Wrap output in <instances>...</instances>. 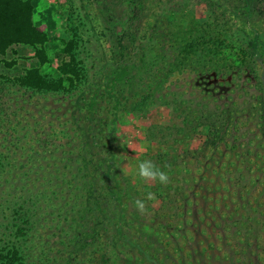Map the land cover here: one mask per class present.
<instances>
[{"label":"trees","instance_id":"trees-1","mask_svg":"<svg viewBox=\"0 0 264 264\" xmlns=\"http://www.w3.org/2000/svg\"><path fill=\"white\" fill-rule=\"evenodd\" d=\"M198 2L105 3L111 14L125 18L124 27L118 25L121 40L134 27L131 37L157 43L163 59L162 72L132 107L158 116L167 113L145 127L151 149L143 158L122 157L120 144L111 137L116 154L110 155L116 161L110 159L108 169L101 156L97 169L89 168L92 160L85 161L80 153L83 143L69 133L67 142L57 143L55 151L67 154L68 167L53 178V210L58 213L53 219L72 264H190L192 259L207 264L203 244L212 243L196 239L206 234L202 214L220 231L223 243L216 247L228 264H264V142L254 143L255 138L264 141V0H202L206 9L201 16L196 14ZM36 7L37 0H0V57L25 45L35 50L39 62L49 61V37L34 20ZM232 17L246 24H236ZM63 42L56 76L28 67L17 83L40 93L74 92L85 73L75 53L77 40ZM221 79L226 90H210ZM65 143L68 151L62 148ZM93 144L101 145L96 140ZM142 159L168 172L169 183L141 182L135 173ZM213 161L212 180L206 171ZM116 176L120 186L114 191L110 182ZM146 191L156 193V199L141 213L134 201ZM207 192L218 197L212 201ZM119 201L123 210L117 213L113 203ZM137 237L144 238L146 255L139 253ZM46 242L44 237L43 244L27 250L5 245L0 264H52L53 249ZM83 251L85 258L78 255Z\"/></svg>","mask_w":264,"mask_h":264},{"label":"rangeland","instance_id":"rangeland-1","mask_svg":"<svg viewBox=\"0 0 264 264\" xmlns=\"http://www.w3.org/2000/svg\"><path fill=\"white\" fill-rule=\"evenodd\" d=\"M108 1L37 0L34 20L48 34L49 61L39 62L35 50L25 45L15 46L0 57V248L18 244L27 250L34 243L43 244L45 237L46 245L53 249L52 264H72L68 262V248L60 245L57 221L53 219L58 214L53 210V178L56 171L68 167L64 161L67 154L55 151L57 143L67 142L69 133L83 143L80 153L85 161L92 160L87 164L89 168L97 169L95 164L100 163L101 156L107 163L103 162V168L108 169L112 164L109 160L116 161L115 156L110 155V152L116 154L111 147V137L120 144L117 149L122 157L143 158L151 149L145 127L159 117H166V111L158 116L155 112L144 113L132 107L150 89L164 63L157 43L151 45L148 40L131 37L134 27H129L126 38L120 39L123 31L120 26L124 27L125 18L113 11L111 14L105 8ZM201 1L195 7L198 16L206 9ZM232 19L236 24H246L243 19ZM72 38L78 42L75 53L85 73L74 92L40 93L17 83L16 78L28 67L37 66L44 73L56 76L64 57L61 53L65 46L63 40ZM223 81L213 82L210 90L225 91ZM93 140L101 145L92 146ZM261 142H264L261 138L254 139L259 146ZM62 148L68 151V144ZM260 152H264V144ZM215 163L207 166L208 179H214ZM110 183L114 191L118 190L117 176ZM65 187L68 188V184ZM207 194L212 201L218 197L210 192ZM123 203H113L117 213L123 210ZM59 205L56 200V206ZM253 212L257 214L259 210ZM201 217L204 225L210 226L204 228L203 237L196 236V239L206 238L212 243L211 247L203 244L207 247V264H228V258L221 256L216 247L223 243L220 231L214 228L215 223L210 225L211 218L206 214ZM110 227H113L112 233H117L112 222ZM142 239L137 237V248L141 255H146L147 245ZM85 251L78 255L85 258ZM192 260L190 264H198L197 259Z\"/></svg>","mask_w":264,"mask_h":264},{"label":"clouds","instance_id":"clouds-1","mask_svg":"<svg viewBox=\"0 0 264 264\" xmlns=\"http://www.w3.org/2000/svg\"><path fill=\"white\" fill-rule=\"evenodd\" d=\"M135 174L141 182L157 181L161 185L168 184L170 179L168 172L160 168L151 159H142L138 161ZM154 199H156V193L146 191L143 199H136L134 205L139 212L143 213L146 211V203Z\"/></svg>","mask_w":264,"mask_h":264}]
</instances>
